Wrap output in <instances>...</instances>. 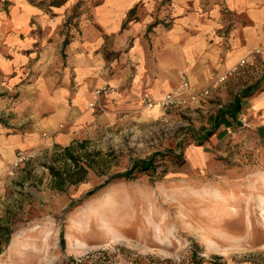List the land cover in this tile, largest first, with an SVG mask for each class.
Segmentation results:
<instances>
[{
	"label": "rangeland",
	"instance_id": "374dc122",
	"mask_svg": "<svg viewBox=\"0 0 264 264\" xmlns=\"http://www.w3.org/2000/svg\"><path fill=\"white\" fill-rule=\"evenodd\" d=\"M101 1L76 0L66 24L74 27L83 4L94 23L92 7ZM103 35L111 59L119 52ZM245 60L206 97L163 111L141 103L162 95L143 94L136 107L91 122L68 145L44 133L45 142L19 151L0 176V226L12 231L0 264H264V143L250 138L255 106L207 134L219 105L261 77L264 63L243 72ZM11 117L0 114V125ZM65 147L87 170L61 185L48 167L73 168ZM20 153L25 158L15 165ZM154 155L155 174L116 177Z\"/></svg>",
	"mask_w": 264,
	"mask_h": 264
},
{
	"label": "crops",
	"instance_id": "0c3cea01",
	"mask_svg": "<svg viewBox=\"0 0 264 264\" xmlns=\"http://www.w3.org/2000/svg\"><path fill=\"white\" fill-rule=\"evenodd\" d=\"M75 1L0 0V114L12 116L0 125V176L19 151L45 142L44 133L68 145L91 122L136 107L141 95L172 90L182 71L200 90L242 59L243 72L264 63V0H102L92 7L94 23L83 4L71 28ZM103 33L119 52L111 59ZM105 84L116 91L107 111L93 114L91 91ZM245 87H254L241 102L242 110L255 106L250 138L263 144L264 71Z\"/></svg>",
	"mask_w": 264,
	"mask_h": 264
},
{
	"label": "trees",
	"instance_id": "16d2710c",
	"mask_svg": "<svg viewBox=\"0 0 264 264\" xmlns=\"http://www.w3.org/2000/svg\"><path fill=\"white\" fill-rule=\"evenodd\" d=\"M130 16L128 19H130ZM68 43V39L65 40L64 45ZM254 90V87H245L242 89L238 94H236L233 99L225 106L220 108L217 113L214 115L212 120V129L207 133L208 135H211L213 131L218 128L220 125L224 124L226 127L231 126L238 117V114L242 110V98L245 96H248L252 91ZM199 144H202L201 142ZM64 155L67 157V161H70L72 163L73 168H69L67 170H60L56 167L50 165L48 168L50 170L51 175L60 183L61 185L68 184L70 182H74L73 176L77 170V172H86L85 165H80L79 158L76 156L73 151L71 150V147H65L63 149ZM155 155L146 158V159H138L136 160L132 167L128 169L127 171L120 173L116 177L124 178L126 180L134 179L138 176V174L141 173H150L155 174L156 166H155ZM152 171V172H151ZM160 176L165 175V173L159 174ZM12 231L9 227L6 226H0V255L4 252L5 248H7L11 242V236ZM62 235V240H63ZM201 263V260L199 261Z\"/></svg>",
	"mask_w": 264,
	"mask_h": 264
},
{
	"label": "built area",
	"instance_id": "2783aa9c",
	"mask_svg": "<svg viewBox=\"0 0 264 264\" xmlns=\"http://www.w3.org/2000/svg\"><path fill=\"white\" fill-rule=\"evenodd\" d=\"M263 49L264 46L261 49H259L258 52H260ZM245 63H246L245 59L241 60L240 63L234 66L232 69H230L226 75H222L218 77L217 81L214 83L212 87L203 89L201 91H193L189 76L187 75V73L182 72L180 74V83L178 87H176L174 90L168 93H165L164 95H162V97L158 99L145 96L142 99L141 103L147 109L159 107L161 110L167 111L172 107H177L179 105H182L187 100H197L200 97H206L211 93L212 88H215L219 84L226 81L228 76L233 75ZM113 91H114L113 87H111L108 84L102 87L95 88L92 91V98L88 102V108L98 112H104L106 110L105 99L110 94H112ZM219 106L220 108L223 107L222 104ZM24 158H25L24 154L20 153V157L18 158L17 161H15V165H18L19 161H22ZM77 263H83V259H78Z\"/></svg>",
	"mask_w": 264,
	"mask_h": 264
}]
</instances>
